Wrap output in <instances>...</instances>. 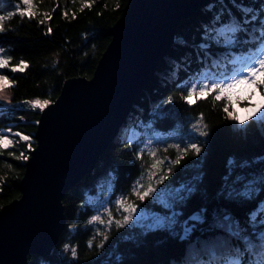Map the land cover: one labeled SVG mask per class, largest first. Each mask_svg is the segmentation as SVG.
Listing matches in <instances>:
<instances>
[{"label": "trees", "instance_id": "obj_1", "mask_svg": "<svg viewBox=\"0 0 264 264\" xmlns=\"http://www.w3.org/2000/svg\"><path fill=\"white\" fill-rule=\"evenodd\" d=\"M127 2L33 0V18L21 17L12 5L0 9V16H6L9 11L15 13L3 22L5 31L0 32V47L11 56L12 65L21 60L29 65L23 72L4 70L14 84L5 90L8 99L0 101V128L11 127L32 135L40 109L21 101H52L59 94L64 79L78 75L90 77L110 40L109 29ZM15 3H20L21 9L25 7L21 0H13ZM234 3L252 10L249 20L252 15L257 16L249 28L259 26V19L264 14V0H234ZM234 3L233 0H210L177 25L174 43L136 98L126 121L131 125L139 123L137 127L149 121L160 130L177 131L168 140L184 147L188 134L195 135L193 142L198 144L201 152L195 154L189 150L179 164L170 163L168 168L172 171L168 180L173 183L183 180L192 186L193 191L185 194L187 199L176 204L179 217L190 224L194 221L189 217L203 210V223H197L204 224L205 228L197 230L195 226L185 239H181L182 227L177 232L156 228L133 233L111 228L106 232L107 241L92 232L87 220L91 209L84 203L87 191L94 190L101 179L110 176L114 191L129 192L132 181L148 166V152L139 149L135 143L122 141L124 134L121 132L101 154L94 170L66 191L62 197L66 217L63 232L49 255H29L30 264H42V261L45 264H200L207 261V249L211 245L223 241L232 246L239 243L216 226V217L231 215L251 232L248 215L264 201V183L257 182L258 190L251 199L229 198L225 176L229 171V160L248 164L244 169L236 168V173L243 172L249 178L264 174V122L249 118L241 125L232 120L224 111L227 107L228 112L233 113L232 102L223 98L216 101L215 92L207 96L197 92L192 104L182 99L187 95L183 91L185 82L190 87L192 76L212 74L219 69L230 70L232 64L228 60L231 57L225 58V53L234 56L243 48L254 47L244 43L247 39L244 33L240 34V43L234 48H225L206 39V27H212L215 13L223 11L225 20L229 12L241 18ZM88 4L91 6H86ZM209 5L213 6L211 10ZM49 28L52 29L50 34ZM201 42L207 48L201 47ZM197 120L201 121L200 127L206 131V136L194 132L193 125ZM30 143L32 148L35 142L31 140ZM27 144L16 137L11 147L0 149V207L20 194L18 183L25 160L17 157L21 152L29 155L31 149ZM159 148H163L162 154L170 156L172 161L181 156L167 140ZM151 206L161 208L155 203ZM89 240L92 241L91 248L88 247ZM65 242L77 249L76 257H72L70 250L61 251ZM101 243L102 247L96 246Z\"/></svg>", "mask_w": 264, "mask_h": 264}, {"label": "water", "instance_id": "obj_2", "mask_svg": "<svg viewBox=\"0 0 264 264\" xmlns=\"http://www.w3.org/2000/svg\"><path fill=\"white\" fill-rule=\"evenodd\" d=\"M209 1L128 0L92 75L64 79L59 94L40 109L20 194L0 207V264H30L29 255L51 253L66 224L62 197L125 133L177 25Z\"/></svg>", "mask_w": 264, "mask_h": 264}, {"label": "snow or ice", "instance_id": "obj_3", "mask_svg": "<svg viewBox=\"0 0 264 264\" xmlns=\"http://www.w3.org/2000/svg\"><path fill=\"white\" fill-rule=\"evenodd\" d=\"M22 4L25 6L23 9L20 7V3L13 4V0H0V9H3L5 5H12L15 8V12L21 17L27 16L33 18L35 12L33 11V0H21ZM234 3V0H233ZM88 7L91 4L86 5ZM212 5H209V9H212ZM234 7L241 12V18H237L235 15L228 13V19H223V11L217 12L212 17V27H206V39H212L217 45L225 48H234L238 43H240V34L244 33L247 39L244 40L246 44H253L254 47L249 49L245 54L242 52L238 56H231L230 53H225V58L231 57L229 62L233 65L232 70L228 71L225 69L221 73L211 74L203 73V79L206 83H191L188 87V82H185L183 91L187 92L186 96L182 99L186 100L187 103L192 104L195 101L192 97L199 91V93L205 96L215 92V100L220 101L222 98L227 99L229 102L238 103L239 100H251V89L255 91L260 89L264 91V19L259 21V26H248L252 24V21L257 20L256 15H252L251 20L248 19L251 9L246 8L243 4H235ZM15 13L9 11L6 16H0V32L5 31L3 22L10 19ZM50 19V16H47ZM44 23L43 20L40 21ZM51 28L48 29L50 34ZM203 48H207V45H201ZM11 56L6 54V50L0 47V70L10 69L11 72H23L29 67L24 61H20L16 65L11 64ZM197 79H200L198 76ZM14 80H10L7 74L0 73V101H6L8 99L5 90L13 86ZM248 86V89L240 88V86ZM240 89L244 95H240L239 100H234L235 90ZM172 98L169 97V100ZM33 108H39L43 110L46 108L50 101L45 99L41 101L40 99H34L28 102ZM224 111L228 113L232 120L239 121L241 125L245 124V121L249 117H245L244 120L233 113L228 112V108L225 107ZM252 116L256 117L258 122H264V105L257 106L251 109ZM259 114V115H257ZM201 121L197 120L196 124L193 125L194 132H198L201 136H206L207 133L200 127ZM11 132V129H8ZM13 135L19 136L21 141L28 142L27 147L31 149V137L22 133H14ZM159 139V137H157ZM196 139L195 135L192 133L188 134L189 143L183 148L179 144L175 145L177 150L181 153V156L177 157L175 160L171 161L172 164H179L180 159L183 155H186L189 150L195 154L201 152V148L196 142H191ZM13 145V140L9 138V135L3 134L0 130V149H8ZM11 155V153H10ZM151 156L155 157V151L150 153ZM17 159L27 160L28 156L21 152ZM163 161H158L157 164L152 165L153 168L157 167ZM248 167V164L240 163L237 164L234 160L228 161V174L225 176V188L228 190L229 198L239 197L243 199H251L253 193L258 189L256 187L257 182L264 183V174L259 177L253 176L249 178L243 172L236 173L235 169H244ZM172 169L169 167L166 174H162L157 183H162L168 178ZM235 173V174H234ZM154 173H150L151 176ZM239 185V187H237ZM156 189L149 185L146 189L141 190L139 182L133 186L132 192L135 194L140 201H143L146 197L152 195ZM193 191L190 184H182L180 188L161 190L160 194L156 197L157 201L162 203L165 207L171 208V201H184L187 199V195ZM116 204L124 210V212L129 213L123 218V223L117 220L115 223L118 227H123V225L128 224L130 220L133 219L132 213H137L136 223L143 224L147 229L156 228H173L177 224V216L179 213L173 212L171 216L161 217L156 214L146 213L143 209L138 211L137 206L134 204H128L125 207L124 199H118ZM100 217L93 216L90 222L99 220ZM190 220L203 223V210L194 213L189 217ZM216 226L224 230L228 237L234 238L238 241L237 246L230 245L227 241H223L219 244H213L208 249V259L207 261H201L200 264H264V201H261L257 207L252 210L248 215V222L251 226V232L246 228H243L238 220L233 218L231 215L225 214L222 218L216 217ZM259 226H258V224ZM103 223V221H101ZM183 236L181 239H185L189 236L192 228L188 226V222L185 221L182 225ZM108 237L105 236L104 240L107 241ZM97 247H102L103 244L96 245ZM88 247H92V241H88ZM65 250L69 249L66 244L64 246ZM72 257L77 256V249L75 247L71 248Z\"/></svg>", "mask_w": 264, "mask_h": 264}, {"label": "rangeland", "instance_id": "obj_4", "mask_svg": "<svg viewBox=\"0 0 264 264\" xmlns=\"http://www.w3.org/2000/svg\"><path fill=\"white\" fill-rule=\"evenodd\" d=\"M202 43V42H201ZM201 45H204L202 43ZM242 52L245 54L247 53L246 49H243ZM235 56H238L235 55ZM4 70H0V73H4ZM10 70V69H8ZM200 77V79H197V77ZM192 76L190 78V83L196 82V83H206V81L203 79V76L200 75ZM240 88L248 89V86H240ZM248 91H251V100H239L240 95H244L243 92L240 91L238 88L235 90V95L233 96L234 100H239L238 103H231L232 112L234 115L238 116L240 120H244L245 117L249 118H255L252 116V112H249L251 108L264 105V91L257 89L255 91H252L251 89H248ZM199 93V91H197ZM201 94V93H199ZM193 99V97H192ZM259 115V114H257ZM239 122V121H238ZM138 124H129L126 130V134L122 137V141L132 142L135 143L139 149H144L149 154V162L148 166L139 173L138 176L132 181L130 186L129 192H121V191H114L113 189V182L111 181V177L107 176L103 179H101L96 185L94 190L87 191L84 203L88 205V207L91 209V213L89 214L87 220L88 223L91 225V230L93 233H95L96 236L104 238L106 236V232L114 228L118 231H124L127 233H133L135 231H145L148 230L143 224H137L136 223V216L137 213H132L133 219L129 221L128 224L123 225V227H118L115 221L119 220L121 223H123V218L125 215H128L129 213L124 212L122 208H120L119 205L116 204V201L118 199H124L125 201V207H127L128 204H134L137 206L138 211L140 209H143L146 213H152L159 215L161 217L164 216H171L173 212L179 213L176 204L178 201H171L172 207L167 208L162 203L158 202L156 197L160 194L161 190H167V189H176L180 188L182 184H188L187 181H178L177 183L170 182L167 179H165L162 183H157V180L162 174H166L168 170V165L172 161L170 156H165V154H162V149L159 148L162 147L163 144H165V141L169 144H173L174 146L177 145L173 141H169L168 138H170V135H175V133H178L177 131H174L172 129L169 130H160L158 128H155L151 122L146 123H140V127H137ZM8 129H11V132H8ZM0 130L3 131V134L9 135V138L14 140L16 137L19 138V136L13 135L14 133H22L25 135H29L31 137V140L34 139L33 134L30 135L26 132L17 131L11 127H1ZM159 137V139H157ZM20 139V138H19ZM193 142V141H191ZM185 143H189V140H186ZM162 145V146H161ZM181 148L184 147V145H180ZM155 151L156 156L153 157L150 155L151 152ZM180 153V152H179ZM158 161H163V163L159 164L157 167L153 168L152 165L157 164ZM150 173H154V175L150 178ZM169 176V175H168ZM139 182V185L141 187V190L146 189L149 185H151L153 188L156 189L155 192L152 193V195L146 197L143 201H140L138 197L133 194L132 188L134 185ZM257 187V185H256ZM263 201V200H262ZM151 203L159 204L161 206L160 209H155L151 206ZM93 216L100 217L99 220L90 222L91 218ZM177 224L169 229V228H161V229H167V230H173L177 232V230L182 227L183 220L182 218L177 216ZM103 221V223H101ZM187 221V220H186ZM190 228L193 229L195 226L198 229L205 228L204 224L199 225L197 222H193L188 224ZM191 231V232H192ZM183 233V229L181 231ZM69 246L70 254H71V248L72 246L68 243H63L61 246L62 252H68L66 251L64 246ZM42 264H45L42 261Z\"/></svg>", "mask_w": 264, "mask_h": 264}, {"label": "bare ground", "instance_id": "obj_5", "mask_svg": "<svg viewBox=\"0 0 264 264\" xmlns=\"http://www.w3.org/2000/svg\"><path fill=\"white\" fill-rule=\"evenodd\" d=\"M254 108H255V107H254ZM251 109H253V108H251ZM251 109L249 110V112H251ZM125 134H126V130H125V133H124V135H125ZM124 135H123V136H124ZM123 136H122V137H123Z\"/></svg>", "mask_w": 264, "mask_h": 264}, {"label": "built area", "instance_id": "obj_6", "mask_svg": "<svg viewBox=\"0 0 264 264\" xmlns=\"http://www.w3.org/2000/svg\"><path fill=\"white\" fill-rule=\"evenodd\" d=\"M22 103H26V102H29V101H26V100H24V101H21ZM36 122V121H35Z\"/></svg>", "mask_w": 264, "mask_h": 264}]
</instances>
